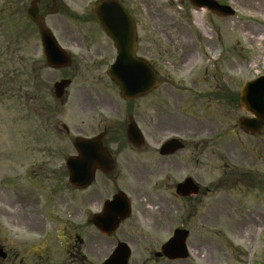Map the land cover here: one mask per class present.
I'll return each mask as SVG.
<instances>
[{
	"label": "rangeland",
	"instance_id": "rangeland-1",
	"mask_svg": "<svg viewBox=\"0 0 264 264\" xmlns=\"http://www.w3.org/2000/svg\"><path fill=\"white\" fill-rule=\"evenodd\" d=\"M3 1L8 8L0 13V245L7 257L0 258V264H20L21 257L23 264H66L67 255L59 254L61 241L55 238L47 214L63 220L61 199L76 200L64 169L65 158L74 154L72 142L55 129L69 119L52 93L55 81L72 78L71 69L58 71L45 65L38 31L24 11L30 0H16L23 8L16 13L14 0ZM93 1L57 0L59 10L50 15L51 1L47 0L45 26L63 47H67L64 37L70 29L95 26L88 19ZM122 2L136 23L138 55L168 63L184 56L182 71L171 79L176 82L175 100L185 128L194 131L205 126L215 135L214 119L221 129L220 143L209 147L214 153L208 148L202 159L210 168L197 169L212 188L228 173L234 181L221 186L224 192L217 189L212 194L211 210H196L188 217L194 229L188 243L205 238L210 264H264V126L257 134H247L238 126L240 118H251L239 107L242 84L264 75V0H222L235 9V15L227 17L205 8L199 17L200 9L188 0ZM63 8L74 16L65 17ZM254 28L260 29L263 38L245 41L244 30ZM161 68L170 72L167 63ZM77 83L73 78L68 87L70 98ZM204 148L200 144L196 153L204 154ZM42 212L43 227L38 217ZM179 213L182 222L188 211ZM205 214L209 219L204 225ZM43 230L49 238L45 248L36 240ZM33 242L37 252L56 254H23ZM14 250L19 254H13ZM142 259L132 254L129 264H142ZM185 263L204 264V257L198 261L192 255ZM146 264L175 263L151 260Z\"/></svg>",
	"mask_w": 264,
	"mask_h": 264
},
{
	"label": "flooded vegetation",
	"instance_id": "flooded-vegetation-1",
	"mask_svg": "<svg viewBox=\"0 0 264 264\" xmlns=\"http://www.w3.org/2000/svg\"><path fill=\"white\" fill-rule=\"evenodd\" d=\"M50 1L48 13L51 10L57 13L60 5L57 0ZM119 1L125 8L122 0ZM7 3L0 1V13L8 8ZM14 5L17 6L14 13L23 10L16 0ZM38 8L39 13L45 15L47 0H39ZM61 10L65 17L74 16L67 8ZM88 16L94 27L72 28L64 37L67 48L72 50L69 53L72 63L59 70L71 69L69 73L78 83L73 97L70 98L68 91H65L62 107L69 121L62 123L61 129L56 127V130L71 142L75 138L88 141L93 152V177L89 185L72 188L76 200L61 199L59 205L63 220L47 214L54 226L55 238L61 241L59 254L67 255L66 264H96V261L101 264L120 245L117 254H139L143 258L142 264L151 260L186 264V260H168L155 254H161L162 246L176 229L188 228L189 233L194 234V229L188 225V217H193L196 210H211L215 189L211 182H204L197 168H210V165L202 163V159L206 157L205 152L209 147L220 143V126L218 121L212 119L216 133L213 135L205 126L194 131L187 130L180 120L175 100L176 82L171 75L182 71L185 64L183 55L169 63L166 59L147 57L160 84L141 98L127 101V93L121 95L118 86L108 75L117 56L116 46L95 18ZM163 63L168 64L169 73H166L168 69L161 68ZM125 71L127 73V65ZM211 76L216 85L217 72L213 70ZM161 86L162 89H159ZM70 109L72 112L69 113ZM131 120L136 122L141 133V138L134 142L127 135ZM195 136L200 137L197 142L191 140ZM174 138H179L183 147L166 153L163 145ZM200 144L205 146L204 154L196 153ZM209 150L210 153L213 151ZM81 155L79 147L77 157ZM187 178L198 185V193L181 196L177 185ZM224 182L220 178L216 184L219 186ZM42 201L45 207V198ZM181 209L188 211L182 222ZM40 215L44 216V212ZM40 215L38 217L43 227L46 218H40ZM208 219L205 214L204 225ZM34 220V217L31 218L32 222ZM48 239L47 232L43 230L36 240L45 248ZM33 243L26 246L23 254H56L46 250L37 252ZM187 245L198 261L204 257V264H210V245L205 238L199 236ZM19 248L20 245L17 250ZM0 249L3 250L1 254H7L3 245H0ZM17 250L13 254H19ZM89 257L96 261L92 262ZM22 259L20 264H23Z\"/></svg>",
	"mask_w": 264,
	"mask_h": 264
},
{
	"label": "water",
	"instance_id": "water-1",
	"mask_svg": "<svg viewBox=\"0 0 264 264\" xmlns=\"http://www.w3.org/2000/svg\"><path fill=\"white\" fill-rule=\"evenodd\" d=\"M194 6H205L218 15H232L233 11L227 6H219L213 0H189ZM92 12L102 28L112 37L117 47L118 56L110 67L109 76L116 81L121 93L127 92V99H133L150 91L157 86L154 72L150 65L135 56L136 34L135 24L128 13L117 0H100L93 4ZM29 17L38 25L41 42L46 61L54 68L69 64L67 55L58 45L53 35L43 28V18L37 14L36 2L33 1L27 10ZM127 63V77L125 65ZM69 83L61 80L54 84L55 95L60 97L63 88ZM240 107L253 115L252 118H241L239 126L247 133L254 134L264 125V76L243 85L239 98ZM138 132L134 123L128 127V136L134 139ZM84 141V140H83ZM175 146V144H173ZM75 148L81 147L82 156L69 157L66 167L69 172V182L74 186L87 185L92 177V151L87 141L74 144ZM176 148L180 146H175ZM91 161V162H90ZM91 163V164H90ZM93 165V164H92ZM83 171L84 175L80 174ZM182 193L190 194L197 191L191 180L179 185ZM187 232L183 229L176 231L175 236L163 247V255L169 259H184L187 257L185 239ZM4 257L5 255L2 254ZM129 254H112L104 264H126Z\"/></svg>",
	"mask_w": 264,
	"mask_h": 264
},
{
	"label": "bare ground",
	"instance_id": "bare-ground-1",
	"mask_svg": "<svg viewBox=\"0 0 264 264\" xmlns=\"http://www.w3.org/2000/svg\"><path fill=\"white\" fill-rule=\"evenodd\" d=\"M201 10L200 12L196 13L199 17L201 16ZM259 12L262 13L261 10H259ZM244 38L245 41L249 42V41H255L257 39H262L263 35L261 34L260 29L254 28L253 30L252 29L244 30ZM263 58H264V54H263Z\"/></svg>",
	"mask_w": 264,
	"mask_h": 264
}]
</instances>
